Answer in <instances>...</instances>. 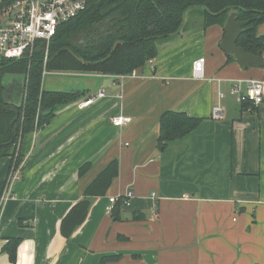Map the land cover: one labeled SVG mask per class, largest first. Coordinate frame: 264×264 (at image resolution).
Returning <instances> with one entry per match:
<instances>
[{
	"label": "crops",
	"instance_id": "obj_1",
	"mask_svg": "<svg viewBox=\"0 0 264 264\" xmlns=\"http://www.w3.org/2000/svg\"><path fill=\"white\" fill-rule=\"evenodd\" d=\"M191 10L136 77L45 72V90H73L79 100L20 139L15 199L0 209V264H12L1 252L10 237L21 239L15 264H99L116 254L121 258L106 264H264V102L250 107L228 94L232 80L260 79L264 67L227 61L222 26H202L203 10L187 18ZM256 32L264 36V22ZM200 57L205 80L192 76ZM17 85L6 87L10 98ZM218 89L226 96L216 120L210 115ZM98 90L103 97L79 108ZM168 110L202 120L160 148L158 119ZM118 115L131 122L114 126L110 118ZM113 160L118 173L107 192L63 238L61 219ZM9 165V156L0 159V193ZM127 190L134 192L130 204L107 214L109 197Z\"/></svg>",
	"mask_w": 264,
	"mask_h": 264
},
{
	"label": "trees",
	"instance_id": "obj_2",
	"mask_svg": "<svg viewBox=\"0 0 264 264\" xmlns=\"http://www.w3.org/2000/svg\"><path fill=\"white\" fill-rule=\"evenodd\" d=\"M194 7L203 10L204 27L223 26L229 11L235 10L237 21H249L243 26L236 45L250 54L264 50V36L256 32L264 22V0H89L83 11L57 26L46 54L38 42L30 59H0V159L11 158L18 139L43 125L56 106L78 98L70 91L43 90L44 72L128 74L156 56L157 40L177 32L184 13ZM109 17L111 27L100 31L99 27ZM77 36L89 40L80 45L76 42ZM227 61H233V57L228 55ZM9 74L24 78L25 97L17 111L2 97V79ZM43 110L47 115L41 114ZM201 120L181 112L164 111L158 119L157 146L161 148L183 138L197 128ZM89 164L85 162L78 168L79 176ZM117 173L118 162L113 160L85 188L81 198L60 221L59 232L63 238H68L81 226L93 200L105 195ZM119 206L120 202L114 205L113 214ZM20 240L10 237L1 248L12 264H15ZM120 258L119 254L103 256L99 264Z\"/></svg>",
	"mask_w": 264,
	"mask_h": 264
},
{
	"label": "built area",
	"instance_id": "obj_3",
	"mask_svg": "<svg viewBox=\"0 0 264 264\" xmlns=\"http://www.w3.org/2000/svg\"><path fill=\"white\" fill-rule=\"evenodd\" d=\"M89 0H0V59L18 60L30 59L35 51L36 44L47 42L44 53H47L49 40L54 35L57 26L83 11ZM59 73V72H57ZM45 72L43 73V75ZM137 71L133 69L128 74L117 75V78L136 77ZM192 76L195 79H207L204 74V57L197 58L192 63ZM218 83L219 78H212ZM26 81V80H25ZM25 92V91H24ZM228 94L239 104L250 107L264 102V77L260 79L246 78L231 81ZM217 101L211 109V118L220 119L223 116L222 100L226 93L217 90ZM104 96L103 90L88 95L77 103L83 108ZM25 97V93H24ZM114 126L121 127L131 122L128 116L118 115L110 118ZM19 142L15 144V151L10 159V165L0 193V209L7 200L15 199L12 193V183L19 179L21 160L19 161ZM134 197L132 190L110 196L105 207L107 214L112 213L114 205L127 206ZM150 197L155 198L151 193Z\"/></svg>",
	"mask_w": 264,
	"mask_h": 264
},
{
	"label": "water",
	"instance_id": "obj_4",
	"mask_svg": "<svg viewBox=\"0 0 264 264\" xmlns=\"http://www.w3.org/2000/svg\"><path fill=\"white\" fill-rule=\"evenodd\" d=\"M248 22L249 21H237L235 10H231L228 13L225 19V22L222 26L223 31H224V37L220 43L221 49L227 55H231L243 68H249L252 66L264 67V61L261 57L260 52L256 54H250V53L245 52L243 48L236 45L238 36L244 30L243 26H245ZM46 45H47V42L43 41L42 42L43 52H44ZM48 75H59L58 77H64L63 75H76V74L59 72V73H51ZM98 79L102 80L103 76L100 75ZM16 82H18V85H17L18 90L16 91L17 88H15L13 96L10 98L9 95L7 94L8 90L4 86L3 81H2V85L4 86V90L2 92L3 100L8 105H11L12 107H14L15 111H17L22 106V103L24 101V91H25L24 78L19 77V80H16ZM42 89L44 90L43 81H42ZM70 92H73V90H70ZM80 92L83 93V91H80ZM7 95L10 99H8ZM78 100L79 99L77 98L73 100L72 102H76ZM62 106H56L55 109L57 110L61 108ZM75 177H77V175H75Z\"/></svg>",
	"mask_w": 264,
	"mask_h": 264
},
{
	"label": "rangeland",
	"instance_id": "obj_5",
	"mask_svg": "<svg viewBox=\"0 0 264 264\" xmlns=\"http://www.w3.org/2000/svg\"><path fill=\"white\" fill-rule=\"evenodd\" d=\"M191 9H194V10H191ZM198 9H201V8L200 7L190 8L191 11L186 14L187 15L186 17L188 18L190 16H193ZM110 19H111V17L104 20L103 24L99 27L100 31L105 32L109 27H111L112 22L110 21ZM166 38H160L159 40H157V44H159L162 40H164ZM88 40H89L88 38L83 37V36H81V37L77 36L76 37V42L80 45H85ZM64 79H67V78H64ZM13 80H19V77L16 75L9 74V75L4 76L2 79L5 87H7ZM14 151H15V149H14Z\"/></svg>",
	"mask_w": 264,
	"mask_h": 264
},
{
	"label": "flooded vegetation",
	"instance_id": "obj_6",
	"mask_svg": "<svg viewBox=\"0 0 264 264\" xmlns=\"http://www.w3.org/2000/svg\"><path fill=\"white\" fill-rule=\"evenodd\" d=\"M17 88V87H16ZM18 90V88L16 89V91ZM11 106V105H10ZM11 159V158H10Z\"/></svg>",
	"mask_w": 264,
	"mask_h": 264
}]
</instances>
